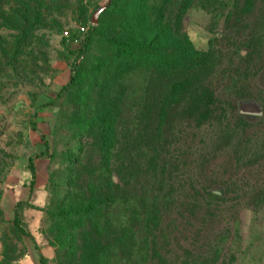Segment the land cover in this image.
<instances>
[{
    "label": "rangeland",
    "instance_id": "1",
    "mask_svg": "<svg viewBox=\"0 0 264 264\" xmlns=\"http://www.w3.org/2000/svg\"><path fill=\"white\" fill-rule=\"evenodd\" d=\"M17 1L0 0V264H98L122 205L101 200L118 202L123 183L102 147V83L90 69L115 55L107 43L133 40L132 1L156 10L147 36L163 19L166 37L212 57L205 106L173 117L167 134L153 119L138 126L124 103L133 161L117 197L130 209L149 192L170 202L162 225L150 238L138 228L137 242H153V264H264V116L237 118L246 101L264 112V0L213 10L203 0H41L38 22L12 30ZM65 31L87 32L80 62Z\"/></svg>",
    "mask_w": 264,
    "mask_h": 264
},
{
    "label": "trees",
    "instance_id": "2",
    "mask_svg": "<svg viewBox=\"0 0 264 264\" xmlns=\"http://www.w3.org/2000/svg\"><path fill=\"white\" fill-rule=\"evenodd\" d=\"M231 1H234L232 6H236L237 0H203L204 6L212 10L218 4L227 6ZM41 2V0H18L16 9L12 10L14 26L9 28L6 25V27L22 30L37 23L35 7ZM128 10L131 18L127 27L132 29L133 40H113L107 43L115 47V55L98 59L90 69L97 76V83H102L103 108H105L102 130L105 134V142L102 147L108 163L113 158L119 163L116 173L123 183L122 186L114 187L118 202H113V198L108 202L104 196L101 200L106 206L111 205L114 208L122 205L118 218L108 225L111 229H105L110 230L107 234L109 242L99 249L98 264H153L155 256L151 246L154 244L152 242L149 245L148 240L142 243L141 239L137 242L136 230L142 228L144 236L150 238L151 232L162 225V216L170 203L149 192L140 200L142 205L136 204L137 207L130 209L131 203L126 196L117 197L125 189L123 187L131 177V170L127 164H132L133 161L130 157L131 153H128L127 144H122L129 137L123 131L124 103L131 104L129 110L138 126L153 119L163 135L165 131L167 134L170 130L173 117L183 116L185 110H189L194 104L197 107H204L200 98L203 94H207L208 97L210 91L205 83L212 66V57L209 53L196 51L184 36L173 34L171 37H166L165 34L168 32L170 35L172 30H167L168 22L163 19L158 22L159 27L157 25L156 29L153 28V36H147L145 24L149 21L148 14L151 15V11L156 13V10L145 8L144 4L136 5L133 1ZM178 19L179 16L176 21ZM160 45L162 48L159 47ZM85 50H78V55H82L83 59L86 56ZM114 65H116L115 70L112 69ZM73 70L75 74L78 72L76 65ZM147 84L149 86H146ZM243 117L245 116L237 115V118L244 119ZM138 137L140 136L132 140L136 145L134 148L140 147ZM30 170L34 174L33 165L30 166ZM15 218L18 223L17 213ZM134 222L136 229H132L135 228ZM131 225L133 226L130 227ZM191 264L225 263L220 262L219 259L212 261L204 259L193 260Z\"/></svg>",
    "mask_w": 264,
    "mask_h": 264
},
{
    "label": "water",
    "instance_id": "3",
    "mask_svg": "<svg viewBox=\"0 0 264 264\" xmlns=\"http://www.w3.org/2000/svg\"><path fill=\"white\" fill-rule=\"evenodd\" d=\"M92 23L94 25L97 24V17L93 19ZM240 110H241L240 115L242 116H252V117H258V118H261L262 116H264V112H262L261 107L254 101H246L242 103V105H240Z\"/></svg>",
    "mask_w": 264,
    "mask_h": 264
},
{
    "label": "built area",
    "instance_id": "4",
    "mask_svg": "<svg viewBox=\"0 0 264 264\" xmlns=\"http://www.w3.org/2000/svg\"><path fill=\"white\" fill-rule=\"evenodd\" d=\"M86 35H87V32L86 31H82L81 34H79L78 36H80V40L77 38V37H72L70 35V33L68 31H65L63 33V36L66 38V39H71V42L75 43V44H78L79 46V50H83L84 49V44H85V39H86ZM72 37V38H71ZM79 42V43H78ZM77 62H80L81 60H83V56H79L77 57Z\"/></svg>",
    "mask_w": 264,
    "mask_h": 264
}]
</instances>
